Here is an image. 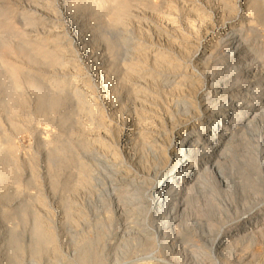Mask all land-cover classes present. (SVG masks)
Wrapping results in <instances>:
<instances>
[{"label":"bare ground","instance_id":"6f19581e","mask_svg":"<svg viewBox=\"0 0 264 264\" xmlns=\"http://www.w3.org/2000/svg\"><path fill=\"white\" fill-rule=\"evenodd\" d=\"M83 3L80 18V3L62 1L73 12L62 36L56 27L54 36L17 45L33 69L0 64L1 109L10 113L30 103L36 122L52 121L62 110L57 124L65 132L59 144L41 145L50 146L42 161L55 207L46 202L36 164L25 181L17 173L19 202L0 209V217L6 223L19 212L22 227L31 212V227L18 243L17 230L0 225V264H24V255L39 264L48 252L55 264L264 260V37L256 27L264 25V0H162L173 10L167 21L182 24L184 36L161 34L157 24V40L149 43L118 35L129 28L131 9H154L149 0ZM67 36L82 44L93 82L78 78L68 43L50 49L42 40ZM61 179L65 191L56 198ZM56 230L65 233L66 253L55 247ZM139 252L158 259L123 262Z\"/></svg>","mask_w":264,"mask_h":264},{"label":"rangeland","instance_id":"374dc122","mask_svg":"<svg viewBox=\"0 0 264 264\" xmlns=\"http://www.w3.org/2000/svg\"><path fill=\"white\" fill-rule=\"evenodd\" d=\"M62 1L63 0H48V1L47 0H0V10L4 11V14H2V16L0 17V64L1 65H4L5 67H9V68H14V69H19V66L26 68V69H29V70L33 69L31 66H29L25 63V61L23 60V58H24L23 54L24 53L19 50L17 45H19V43H22L28 39L33 40V39H37V38L41 39L44 37L49 38L48 35L50 36V34H51V36H54V31H55L56 27H57L56 30L62 31L58 34V37L62 36V34H64V33H66V28L68 26V21H69L68 16L73 14V12H72V9L70 10V9L65 8L62 4ZM75 1H77L78 3H80L82 5L80 8V11L78 13L80 16L81 11L85 9V4L83 3L84 0H75ZM161 2H162V0H160V3H159V0H149V3L151 4L152 7H154V9L153 8H142V7H140L141 9H139V7H136V9H135V7H134L135 11H134V9L133 10L131 9V11H133V12H131L132 18L134 17V15H137V16L141 17L143 20L140 21L141 22L140 25H138L137 22L135 23L136 24L135 25L131 21L132 18H130V20H128V22L130 23V25L128 26L129 28L126 27L128 30L125 28V30H127V32L125 30H123V28H119L121 33H118V35L124 36V34H125V36H126L128 34L130 37L135 38V39H137V38L141 39V41H144L145 43H149L150 41L152 42V40H154L153 42H155V40H157L156 38H157V35L159 32V30L157 31V29H156L157 24H158V26L160 27V33L161 34H163V31L166 30V32H169L175 36H176V34H177V36H181V35L184 36V34L182 32V24L178 23V25H176V28H177L176 29L174 27V24L173 23L170 24V22L167 21V19H166V17H168L169 14L170 15L173 14L172 8L171 9L169 8L168 10L165 9L168 7H166L165 5H164L165 6L164 7L163 3H161ZM68 10H70V12ZM163 10L166 13H164ZM157 11H161V13L159 12V14H158ZM25 13H27V14H25ZM100 13H98V15ZM27 16L32 17L33 20H27V22H26L25 17H27ZM82 16L83 15L81 14L80 18H82ZM39 20H43L44 22H38ZM31 21H32V25H31V23L29 24V22H31ZM33 22H35L36 24ZM137 27H139V28H137ZM256 27L258 29L259 34L262 35V37H264V25L260 26V23H259V24H257ZM114 31H116V29ZM122 32H124V33L122 34ZM151 34H152V36H151ZM13 36H15V38L12 39ZM185 36L188 37L189 35H185ZM151 38H152V40H151ZM42 40H46L44 42V44L47 45L48 47H50V49H51V47L53 48L55 45H60L62 47H67L69 45L68 46V48H70L69 50L73 52V53L72 52L71 53H72L73 57L75 58V60H77V61H75L76 62L75 65L77 67V73H79V75H80V76H78V78L79 79H87L88 78L92 82L94 81V79L90 75L91 69H92L91 66L82 60V57L80 54L82 44L79 43V41H77V39L76 40L71 39L70 37L67 36V38H64V39L59 38V40H58L59 43H57V40L56 41H50L52 39H42ZM162 40H164V39H162ZM60 41H62V42H60ZM63 42L66 44L64 45ZM67 43H68V45H67ZM77 64H79V65H77ZM149 66L151 68V61H147L146 69H149ZM78 68L79 69L81 68V69L79 70ZM18 90H19V87H18ZM23 90H24V88H23ZM25 94L27 95V97L26 96L25 97L27 99H30L29 91H27ZM28 107L31 108L30 103L29 104L28 103L23 104L20 106L18 104L16 106V109L11 111L10 113H5L0 107V131L2 130L0 132V150L1 151L3 150L4 154L2 153V156L4 155L3 156L4 158L2 157V159L5 160V161L4 160L3 161L6 163L5 166H6V169L8 170V175H7L8 177L2 176V177H4V178H2L0 176V180H1L0 181V188H1L0 189V196L7 194L8 198H11L14 195L12 197V199H13L12 201H11V199H10V201L8 199V201L10 203H8V201L6 202L7 198H6V200L5 199L0 200L1 203L3 201L5 202V205H4V203H2L3 205L0 204V209H5L6 212H8L9 208L12 205H14V203H18L19 199H20L19 198V187H18V185L21 182L19 181V177H18L19 174H17V173H19V171L20 172L22 171V174H21L22 176H20V179L22 181H25L27 178L26 176H28V172H29L28 171L29 169H27V168H30L31 166H33V164H34V166L36 164V167L39 168V172H38L39 178L44 180V181L42 180L43 181V183H42L43 187L42 188H43V192L46 194V195L44 194V196H45L47 204L49 205L50 208L55 207V205L54 206L52 205L53 204V201H52V199H53L52 195L53 194L49 193L50 190L47 189L48 186H46V182H48V179L46 178V173H45L46 162L44 163L43 161L46 159V156H47L46 154H48L45 152L48 149V147H50L51 144H53L55 141L58 143L55 142L54 145L59 144L61 142V140L64 139L63 136L65 137V132H62L63 129L60 128L57 124V123H59V119L61 117H63L64 113L62 110H59V111L57 110V112H55V115H54V117H55L54 120L52 119V121H43V120L37 119V122H36L37 116L35 115L33 109H29ZM22 112H23V114H22ZM27 112H28V114H29V112L31 114V115L29 114L30 119L28 118L29 116H28ZM21 116H23V117H21ZM25 116H26V118H25ZM58 116H59V118H58ZM32 118H33V120H32ZM26 120L27 121L30 120V121L27 122ZM7 122L10 124H8ZM13 123H14V125H13ZM15 123L19 127L15 126ZM55 135H58V136H55ZM54 136L57 139H55ZM59 136H61L62 138H60ZM3 137H4L5 141L3 140ZM5 138H7V140L10 141V143H8V141H6ZM59 138H60V140H59ZM53 139L55 140L54 142H53ZM42 141H45L46 144L48 142V144L50 146L47 145L48 146V147H46L47 149H44L43 147H41V145L45 142L42 143ZM2 142H4L5 144H3ZM6 142H7L8 146H7ZM5 145H6V148L7 147H10V148L6 149ZM54 145H52V146H54ZM8 149H10L12 152L9 151ZM7 151H9V152H7ZM235 151H236L235 152L236 154L237 153L240 154V152L238 150H235ZM47 152H48V150H47ZM5 153L7 156H5ZM10 157H12L11 159L13 161H15L14 163H12L13 161L11 162ZM231 160L234 161V158L232 156H230V161ZM33 161L36 163H34ZM28 162H29V164H28ZM29 165H31V166H29ZM14 169H16V170H14ZM13 171H18V172H15L17 176L15 175V173H13ZM13 174H14V176H13ZM50 176H51V178H53L52 175H50ZM44 178L47 180H45ZM62 179L60 180V185H58L59 188L57 191L56 198H59L60 197L59 194L62 195V194H64V191H65V189L64 190L62 189V187H63L62 186V183H63ZM6 185H7V187H5ZM6 191L9 192L12 196H10V194H8ZM33 191H34V189H30L29 193H32ZM15 195H16V197H15ZM48 205H47V207H48ZM260 207L261 206L257 207L254 211H257L258 209H260ZM17 210L19 211V209H17ZM17 210H16V213L18 212ZM9 212L11 214V212H13V211H9ZM10 214L8 215V217L10 216ZM12 214H14V213H12ZM16 215H17L16 219H14L15 215L14 216L12 215L13 220L10 219L11 216L9 217V219L7 218L9 221L6 219L7 220V221L5 220L6 223H4V220H1V217H0V223H1L0 225L1 226L3 225V227L6 225L4 228H2L1 231H4V229H7V230L8 229L9 230L10 229H16L17 230V231H15V233L17 235L16 239H17V242L19 243L18 237H20L21 235H24V233H25V235H24L25 239L28 238L27 234H28L30 227H31L30 219L32 220V217H30V216H32V213L31 212L27 213L28 222L26 223V225L23 224L22 227L24 229L21 227V225L19 226V220H18L19 219L18 218L19 212ZM10 220H12V221H10ZM14 220H16V221H14ZM27 224H28V226L30 225L29 230H28ZM15 225H16L15 228H10V227H14ZM57 228L58 227H56L55 229H57ZM24 230L28 231L27 234ZM56 231L58 233L57 234L58 242H57L55 247L58 251L60 250L61 252L66 253L67 252V249H66L67 243L65 240V233H64V231H60V230H56ZM49 254H50V252L41 256L40 259L37 260V261H39L37 263H39V264H55L53 257H50ZM131 255L132 254H130V257L128 256V258H126L123 262H125L126 260H128V262L129 261L133 262V260L138 262V259H139V261H141V260L145 261V260L149 259L150 257L153 260H154V258L158 259V256L156 254H153L152 256H154V257H152V256H150V254H145L143 252H139V253L135 254L134 256L133 255L131 256ZM27 256L28 255H24L22 257L24 264L30 263L27 260V259H29V258H27ZM16 257L18 258V259L16 258V260H17L16 262H20L21 258H19V255H17ZM110 264H112V263H110ZM257 264H264V260L261 259L260 262Z\"/></svg>","mask_w":264,"mask_h":264}]
</instances>
